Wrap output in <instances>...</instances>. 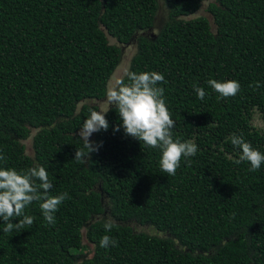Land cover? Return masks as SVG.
I'll return each instance as SVG.
<instances>
[{
	"label": "trees",
	"instance_id": "16d2710c",
	"mask_svg": "<svg viewBox=\"0 0 264 264\" xmlns=\"http://www.w3.org/2000/svg\"><path fill=\"white\" fill-rule=\"evenodd\" d=\"M204 3L205 16L192 18ZM129 43L118 82L162 74L173 139L197 145L175 175L161 171L159 149L113 130L115 105L108 129L89 138L98 150L74 159L86 153L79 128L107 99ZM209 79L235 80L240 91L219 98ZM263 129L264 0H0V168L43 166L48 194H68L54 224L42 201L25 208L30 227L5 233L0 220V264H264V164L236 163L231 143L241 135L264 154ZM108 217L115 226L105 232ZM104 235L116 245L101 248Z\"/></svg>",
	"mask_w": 264,
	"mask_h": 264
},
{
	"label": "clouds",
	"instance_id": "9594fccd",
	"mask_svg": "<svg viewBox=\"0 0 264 264\" xmlns=\"http://www.w3.org/2000/svg\"><path fill=\"white\" fill-rule=\"evenodd\" d=\"M127 78L130 83L124 84L120 81L106 93L108 105H115L122 122L113 130L119 131L122 127L125 135L143 142L146 147L159 149L161 171L170 176L175 175L182 157L194 156L197 145L190 140L181 142L173 139L171 129L175 127V122L166 106L164 89L158 86L165 82L164 76L154 71L129 72ZM207 84L219 94V98L232 97L240 91V84L235 80L220 82L209 79ZM193 87L197 98L203 100L207 95L204 88L195 85ZM107 111L91 110L90 115L84 119L78 136L83 142L86 153L76 150L74 159L85 163L89 153L98 150L100 145L94 144L89 138L95 132L108 129L109 124L105 119ZM231 143L240 149L236 163L249 162V171L253 172L264 164V154L253 148L241 135L233 134ZM0 160H4L2 154H0ZM52 186L48 171L43 166L35 165L22 173L11 168H0V220L4 222L3 232L21 231L25 227H30L34 218L25 215V208L34 201H42L40 208L44 220L50 225L54 224V213L68 198V194L65 192L51 196L48 193ZM14 217L20 218L18 223L10 222ZM103 226L105 232H110L115 222L108 217L104 220ZM115 245L116 241L108 235L102 236L99 241L101 248Z\"/></svg>",
	"mask_w": 264,
	"mask_h": 264
},
{
	"label": "rangeland",
	"instance_id": "374dc122",
	"mask_svg": "<svg viewBox=\"0 0 264 264\" xmlns=\"http://www.w3.org/2000/svg\"><path fill=\"white\" fill-rule=\"evenodd\" d=\"M206 3H204L202 5V8L200 11H198L193 17H197V16H205V12L203 11V8L205 7ZM161 9H163V6H161ZM163 12L160 13L157 18H156V23L158 25H156L154 28H152L151 30V33H155L157 32V27L159 28L160 25L163 24ZM110 42L112 43V41L110 40ZM123 50V59L120 63V65L118 66L117 70L115 71L112 79H110V82H109V89L116 86L117 82L126 74L127 70H128V67H129V61L132 57V55L134 54L135 52V47L134 45L132 44H128L127 46H124L122 48ZM108 89V90H109ZM89 104H93L92 102H89ZM100 105L98 106V111H106V109L108 108V103H107V99L100 102L99 103ZM253 124L254 126H256L257 128H263V124L261 123V120H260V117L256 114L254 116V120H253ZM264 130V129H263ZM33 135V133H32ZM24 145H25V148H26V153L31 155L32 154V146H31V138H29L28 140H26L24 142ZM135 229L137 231H141V232H145L149 235H158V236H161L160 234H157V232H155L152 228L150 227H135ZM85 240H83V244H85ZM86 254H89L90 253V250L89 248L85 251Z\"/></svg>",
	"mask_w": 264,
	"mask_h": 264
}]
</instances>
